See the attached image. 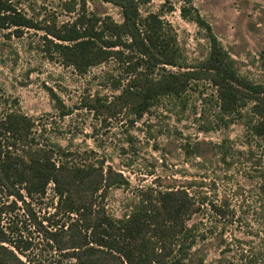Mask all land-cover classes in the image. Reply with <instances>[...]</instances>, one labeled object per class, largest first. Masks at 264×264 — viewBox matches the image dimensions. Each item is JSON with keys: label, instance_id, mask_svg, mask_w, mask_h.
Segmentation results:
<instances>
[{"label": "rangeland", "instance_id": "rangeland-1", "mask_svg": "<svg viewBox=\"0 0 264 264\" xmlns=\"http://www.w3.org/2000/svg\"><path fill=\"white\" fill-rule=\"evenodd\" d=\"M12 1L29 17L58 26L75 17L65 7L70 0ZM86 2L89 13L122 21L115 6L101 0ZM184 7L213 28L243 76L264 84V0L144 3L143 15H162L166 27L176 34L186 62L195 65L208 56L210 42L204 28L182 16ZM122 77V69L114 61L92 68L84 76L51 61L42 32L25 30L22 38L11 31L0 32L1 110L32 117L41 145L59 146L77 160L103 163L122 173L129 186L112 188L106 201L115 220L130 212L143 193L196 183L188 188L202 203L203 216L197 221V241L189 253H198L207 264L220 260L264 264V139L252 137L240 119L228 126L221 122L216 90L206 82L193 84L184 98L162 99L140 119L127 108H113L119 95L114 80ZM49 89L71 115L62 116L63 108L57 107ZM85 103L105 107L89 111L83 108ZM225 119L229 121V117ZM56 202L50 186L41 204L33 203L40 220L55 212ZM212 204L225 209V217H218ZM17 206L19 210L4 216L3 225L9 229L15 222L20 230L14 237L31 243L30 250L18 257L27 264H69L67 255L72 250H57L29 220L24 205ZM57 220L68 219L60 215Z\"/></svg>", "mask_w": 264, "mask_h": 264}, {"label": "trees", "instance_id": "trees-1", "mask_svg": "<svg viewBox=\"0 0 264 264\" xmlns=\"http://www.w3.org/2000/svg\"><path fill=\"white\" fill-rule=\"evenodd\" d=\"M101 1L118 8L122 21L89 13L86 0H70L65 7L75 17L58 26L29 17L12 0H0V32L11 31L17 38L25 30L42 32L49 59L80 76L114 61L123 77L114 80L119 95L112 107L127 108L139 119L162 99L184 98L193 84L206 82L216 90L221 122L228 126L240 119L252 137L264 139V84L240 73L199 14L192 17L189 8L182 9L185 19L205 29L210 52L189 65L162 15H143L142 5L150 0ZM49 91L57 107L63 108L62 116L71 115L58 95ZM101 104L85 103L83 108L96 111ZM35 128L32 117L15 110L3 112L0 106V264H27L17 254L30 250L31 243L14 237L20 230L15 222L9 229L3 225L4 216L19 210V203L57 250H72L67 255L69 264H207L198 253H189L197 241V221L203 216L202 203L188 188L196 183L143 193L130 212L115 220L106 201L112 188L129 186L128 179L111 166L77 160L59 146L41 145ZM50 186L57 202L55 212L44 221L33 203L41 204ZM212 209L218 217L227 214L218 205L212 204ZM60 215L68 220H57Z\"/></svg>", "mask_w": 264, "mask_h": 264}]
</instances>
